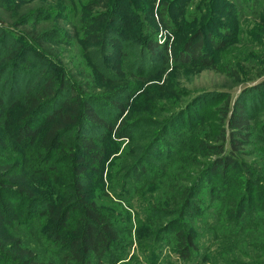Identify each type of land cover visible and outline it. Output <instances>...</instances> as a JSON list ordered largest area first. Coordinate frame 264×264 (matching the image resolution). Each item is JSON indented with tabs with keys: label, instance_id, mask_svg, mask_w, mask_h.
I'll return each instance as SVG.
<instances>
[{
	"label": "trees",
	"instance_id": "1",
	"mask_svg": "<svg viewBox=\"0 0 264 264\" xmlns=\"http://www.w3.org/2000/svg\"><path fill=\"white\" fill-rule=\"evenodd\" d=\"M5 1L0 0V7ZM164 10L158 17L169 27ZM32 29L28 35L18 34L0 23V264H137L136 256L127 259L132 240L125 238L132 236L136 243L146 242L142 253L148 264H158L159 242L164 239L178 258L187 260L197 253L203 235L196 223L186 225L184 218L215 214L217 220L207 222L209 229L214 234L222 230L223 236L211 244L231 249L235 242V250L248 244L257 256L251 263L264 264V167L254 162L253 168L238 158L241 147L255 138L251 120L264 131V118L258 120L264 115V82L244 88L231 103L224 98L213 142L199 145L201 157L213 158L196 162L204 168L179 190L171 206L152 207L144 219L135 212L122 224L125 216L105 213L88 200L92 177L87 171L101 167L107 156L103 142L110 135L129 138L121 172L132 181L148 176L145 166L150 157L169 162L159 153L165 144L171 148L176 143L172 118L126 112L135 88L126 81L124 70L133 79L155 77L168 66L171 48L152 39L143 43L124 37L109 25L86 34V55L100 79L110 85L107 91L88 93L55 61L56 51L46 46L45 35ZM192 38L179 54L173 51L172 61L210 66L212 61L203 57L200 33ZM116 59L122 61L121 68ZM256 139L264 147V135ZM189 149L181 144L176 152ZM208 173L223 177L222 182L217 189L212 186L208 207L197 209L195 194ZM126 205L131 208L129 201ZM35 225H39L35 235L41 232L38 240L27 237ZM208 258L206 264H215Z\"/></svg>",
	"mask_w": 264,
	"mask_h": 264
},
{
	"label": "rangeland",
	"instance_id": "2",
	"mask_svg": "<svg viewBox=\"0 0 264 264\" xmlns=\"http://www.w3.org/2000/svg\"><path fill=\"white\" fill-rule=\"evenodd\" d=\"M90 1L6 0L0 7V23L18 34L28 35L27 31L33 27L34 32L45 35L46 46L51 52L56 51L58 58L55 57V61L61 63L77 85L88 93L107 91L110 85L100 79L86 55L89 45L86 34L109 25L124 37L137 38L143 43L152 39L167 43L171 48L168 66L155 77L133 79L124 70L126 81L135 88L126 112L172 118L171 134L176 143L171 148L165 144L164 151L159 153L161 158H169V162L163 164L150 157L145 166L148 176L132 181L121 172L129 154V138L117 139L110 135L103 142L107 156L101 167L87 171L92 177V183L86 189L88 200L94 201L105 213L125 216L121 220L124 224L127 216L131 218L135 212L144 219L152 207L171 206L179 190L188 185L197 170L204 168L196 162L213 158L212 155L206 159L201 157L199 145L200 142H213L224 98L228 96L231 103L244 88L264 82V0H97L88 6ZM163 9L169 27H164L158 17V12ZM99 14L102 17L95 20L94 16ZM23 23L29 25L22 26ZM196 33L202 37L203 57L209 58L212 64L173 62V51L179 54L189 40L194 41L192 37ZM116 63L121 68L122 61L116 59ZM262 118L264 115L258 120ZM256 121L251 120L255 138L241 147L238 158L253 168L256 167L254 162L262 168L264 147L256 138L264 135V131L258 130L261 124ZM181 144L189 146V151L176 152ZM222 178L216 173L205 175L195 194L197 209L208 207L212 201L211 188L217 189ZM227 180L234 181L231 177ZM128 201L131 208L126 205ZM196 218L192 215L184 218V222L186 225L196 223L197 232H202L197 253L190 259H180L164 239L159 242L158 264H165L163 261L206 264L208 257L215 264H227L230 258L234 261L232 264H253L251 262L257 256L248 244L236 250L235 242H231V249L211 244L210 241L216 244L215 238L223 236L222 230L215 234L214 230L211 232L207 223L217 220L216 214L212 218ZM38 227L35 225L27 232L29 239L38 240L41 234L35 235ZM63 233L71 234L67 230ZM168 237L173 240V234ZM125 239L126 242L132 240L127 259L136 256L140 260L137 264H148L142 253L146 242L136 243L133 236ZM41 249L47 251L44 246ZM47 253L53 255L50 250ZM222 254H226V258Z\"/></svg>",
	"mask_w": 264,
	"mask_h": 264
}]
</instances>
